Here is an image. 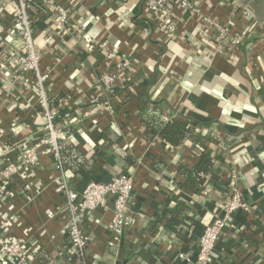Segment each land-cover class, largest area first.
Returning a JSON list of instances; mask_svg holds the SVG:
<instances>
[{
  "label": "crops",
  "instance_id": "crops-1",
  "mask_svg": "<svg viewBox=\"0 0 264 264\" xmlns=\"http://www.w3.org/2000/svg\"><path fill=\"white\" fill-rule=\"evenodd\" d=\"M55 1L70 12L79 34L54 35L49 43L51 16L44 29L33 25L41 69L48 73L46 91L61 119L74 128L65 130L68 143L98 165L94 176L82 168L68 171L70 182L80 190L92 180L105 182L121 171L133 173V222L124 227L120 241L110 245L112 200L106 208L89 211L82 223L90 236L85 256H74L64 228V198L57 190L59 171L51 152L43 149L38 167L15 175L12 197L0 201V264H10L1 260L2 244L9 238L23 243L31 264H196L204 227L228 200L234 170L240 172L239 183L252 210L234 216L209 264H264V0H245L253 31L242 36L244 22L233 27L241 41L230 55L215 52L213 30L205 27L200 32L202 22L189 12L176 16L179 32L188 37L183 43L154 29L143 0ZM1 4L0 170L5 162L20 160L18 143L36 140L44 124L34 74L16 76L1 62L4 53L23 46L12 29L17 0ZM200 5L208 16L227 22L220 0H200ZM101 42L130 59L136 74H125L142 79L135 90L120 86L109 96L96 83L115 70ZM93 95L108 99L111 106L88 117L84 113ZM172 119L209 123L203 131L210 139L214 169L209 185L198 195L186 188L180 165L193 168L200 158L195 142L200 129L182 146H170L152 130ZM69 161L75 162L72 157ZM51 210L56 212L53 218L48 217ZM172 217L181 222L169 228Z\"/></svg>",
  "mask_w": 264,
  "mask_h": 264
},
{
  "label": "built area",
  "instance_id": "built-area-1",
  "mask_svg": "<svg viewBox=\"0 0 264 264\" xmlns=\"http://www.w3.org/2000/svg\"><path fill=\"white\" fill-rule=\"evenodd\" d=\"M227 12V22L208 16L200 5V0H143L146 17L153 23L161 35L169 40L179 39L183 43L187 41V34L180 33L176 16L178 13L189 12L200 20L203 28L210 27L213 30V40L215 52L222 55H230L241 41L240 35L233 31L234 26L244 22L241 32L242 36H249L253 31L249 20L251 10L245 0H220ZM17 10L14 16L12 29L17 33L22 42V49L13 47L1 56V62L16 76L33 73L34 83L40 94V105L42 107L43 126L39 129L36 140L31 143L19 142L21 149V163L7 161L0 170V201L12 197V188H9L11 179L17 175L21 167H37L40 164V155L43 149L51 152L55 159L59 175L56 177L57 190L64 198L63 212L66 215L65 231L68 234L72 247V253L84 259L85 248L90 240V236L83 229L82 223L89 211L98 208H106L109 200L113 202V214L108 223L111 233L110 245H115L120 241L123 229L133 222V217L129 214V205L135 188L134 174L128 171H121L113 176L109 181H89L82 189L78 190L70 182L71 175L64 169V159L62 151L66 147V126L68 120L61 118V112L48 96L45 83L48 73L41 69V52L36 43L33 23L34 19L31 10L34 8V0H17ZM46 11L50 12L52 23L50 26L51 35L47 38L49 43L55 39L54 35L66 37L69 33H78V28L72 24L70 12L55 0H45ZM3 4L0 6V12ZM101 50L105 52V57L115 65V70L104 73L96 83L103 86L107 95L111 96L118 87L128 85V89L135 90L136 85L142 83V79H129L125 74L131 70V61L122 55L118 50L111 48L108 43L101 42ZM110 108L109 100L92 96L90 106L84 113L85 116H93L100 110ZM77 118H74L75 121ZM68 123V124H67ZM215 144L221 147V138L216 136ZM171 146V145H170ZM198 151L203 150V146L196 145ZM19 160V161H20ZM238 171L231 172L230 189L228 200L219 205L213 212L212 220L206 224L199 241V252L196 264H209L215 246L225 229L231 224L234 216L240 212L250 213L252 207L246 200L242 186L239 183ZM55 211H49L48 217H55ZM25 246L22 242L12 239L8 243H3L1 247V260L10 264H31V261L24 254ZM182 257L190 260L188 253L181 254Z\"/></svg>",
  "mask_w": 264,
  "mask_h": 264
},
{
  "label": "trees",
  "instance_id": "trees-1",
  "mask_svg": "<svg viewBox=\"0 0 264 264\" xmlns=\"http://www.w3.org/2000/svg\"><path fill=\"white\" fill-rule=\"evenodd\" d=\"M44 2L45 0H34V8L31 10V15L33 19L36 14L41 15L40 19H38L37 21L34 20L36 22L33 25H36L37 27L42 29L46 27L45 21L47 16L51 15L50 12L46 11V8L44 7ZM146 83H148L147 79L144 81V85ZM117 91L118 88L115 89V93ZM56 120L59 122L62 119L58 117ZM189 123L191 125L190 127ZM208 126L209 123H203L195 119L190 121L183 119H172L162 125L159 124L155 126L152 130L153 134L159 135L168 144L179 147L183 145L184 141L190 136V134H192L193 130L197 128L200 129L195 135L196 145L200 144L201 146H203L200 158L197 160L193 168L186 167L182 164L180 165V171L182 175H184L186 178V188L193 190L196 195L200 194L201 192H203V190L207 188V186L209 185L210 173L214 169V162L212 161V158L210 156V150L208 146L210 139L203 131V128ZM68 128L70 132H73L72 130L74 128L72 127V125H67L66 130ZM72 151L75 153H72ZM62 154L64 159L63 165L65 170L69 172H75L78 170V168H82L85 169L87 172L91 173L93 176L96 174V171L98 170V165H95V163H89L84 159L81 154L79 155L74 144L68 143L67 141L66 147L63 149ZM71 157L75 161L74 163H71L69 161ZM84 160L87 163H84ZM8 187L11 188V185H9ZM180 222L181 219H178L177 217H172L168 222V227L174 228Z\"/></svg>",
  "mask_w": 264,
  "mask_h": 264
},
{
  "label": "rangeland",
  "instance_id": "rangeland-1",
  "mask_svg": "<svg viewBox=\"0 0 264 264\" xmlns=\"http://www.w3.org/2000/svg\"><path fill=\"white\" fill-rule=\"evenodd\" d=\"M15 162H16V163H21V160H20V161L18 160V161H15ZM37 167H38V166H37ZM22 171H23V167H21V170H20V172L18 173V175H20ZM21 175H22V174H21ZM14 177H15V176H14ZM12 179H13V178H12ZM12 179H11V180H12ZM10 239H11V238H9V241H11ZM9 241L6 240V242H4V243H8Z\"/></svg>",
  "mask_w": 264,
  "mask_h": 264
}]
</instances>
